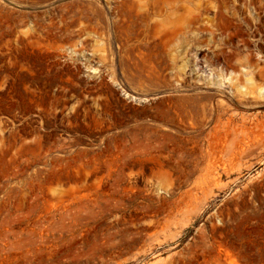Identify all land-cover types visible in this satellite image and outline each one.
<instances>
[{
	"label": "rangeland",
	"instance_id": "1",
	"mask_svg": "<svg viewBox=\"0 0 264 264\" xmlns=\"http://www.w3.org/2000/svg\"><path fill=\"white\" fill-rule=\"evenodd\" d=\"M0 264H264V0H0Z\"/></svg>",
	"mask_w": 264,
	"mask_h": 264
}]
</instances>
